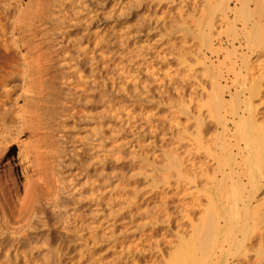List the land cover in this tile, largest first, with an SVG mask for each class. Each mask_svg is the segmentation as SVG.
<instances>
[{
  "label": "rangeland",
  "instance_id": "rangeland-1",
  "mask_svg": "<svg viewBox=\"0 0 264 264\" xmlns=\"http://www.w3.org/2000/svg\"><path fill=\"white\" fill-rule=\"evenodd\" d=\"M40 2L47 10L33 21L36 26L25 38L43 43V51L54 62L47 60L42 87L30 90L18 25L23 14L36 11L37 3L0 0V41L13 45L16 52L15 59L0 63V150L8 147L1 159L14 157V172L26 185L33 171L31 153L38 146L30 127L43 131L38 157L55 176L49 175L55 179L51 198L57 194L61 201L53 208L44 200L48 197H41L39 215L19 227L18 248L8 239L0 264H170L183 244L179 236L189 238L193 233L187 211L196 203L194 223L203 225L216 206L231 204L226 193L238 180L231 176L223 182L222 196L217 194L220 174L213 180L199 174L196 183L188 168L185 177L178 176L173 164L177 153L185 160L190 149L194 154L204 152L197 139V122L203 118L199 112L206 119L216 97H225L234 108H244L252 100L258 121H264V75L258 81V96L243 88L248 60L256 79L264 74L258 69H264V49L254 43L264 40V0L259 8V0L247 4L249 10L261 9L254 19L240 16L238 0ZM254 24L258 34L253 36ZM209 38L219 54L208 46ZM4 52L0 45V55ZM67 61L70 64L63 65ZM27 107L33 112L32 125L24 119ZM226 109L230 112V106ZM176 120L181 127L176 128ZM203 127L204 147L210 144L212 154L226 157L237 152L232 146L241 136L235 125L228 133L215 125ZM180 128L186 133L180 135L181 147L176 139ZM209 165L211 175L216 165ZM262 187L251 194L255 204L263 205L264 216ZM222 224V235L228 234ZM241 226L229 234L242 238ZM249 234L243 249V253L248 249L246 257H229V264H264V226ZM62 246L65 254L57 252Z\"/></svg>",
  "mask_w": 264,
  "mask_h": 264
},
{
  "label": "bare ground",
  "instance_id": "bare-ground-1",
  "mask_svg": "<svg viewBox=\"0 0 264 264\" xmlns=\"http://www.w3.org/2000/svg\"><path fill=\"white\" fill-rule=\"evenodd\" d=\"M33 1L37 3V5H35L36 11H33V12L28 11L27 13L23 14L20 18V22L18 25V29L21 31L22 39H23L22 40V42H23L22 47H23V50L25 52V55L23 56V61L25 63L24 75H26V86L30 90L36 89L39 86L42 87L43 81H44L46 74H47V69L49 67L47 64L49 61L48 59L49 58H50V60L53 59L51 57H48V55L43 51V48H44L42 46L43 43H39V41H38V43L36 41H35L36 43L31 42L25 38V34L27 32L31 33L33 26H36V25H34V23H36V22L33 23V21L35 19L43 18V13L45 12V10H47V8H46L47 6L45 7L44 6L45 4L44 5L41 4L40 0H33ZM218 1L221 3H224L226 1L228 2L229 0H218ZM238 1L242 5V12L240 13V16H242V17L246 16V19H252V18L254 19V17L261 12V9H258V11H252V10H249L246 8L247 4L253 0H238ZM261 3L262 2H260V0H259L257 8H259ZM48 5H49V3H48ZM228 7H226V8L228 9ZM228 10L232 11V9H228ZM228 12L226 11L225 16H227ZM208 25H210V33L208 36L212 39L215 24L212 21ZM254 25H255L254 29L252 28L253 32L252 31L250 32V35L252 33L253 36L258 34L257 29H256V24H254ZM34 29H36V28L34 27ZM210 38L208 39L207 44L211 49H213L212 51H214V53H216V55H217L220 53V51L219 52L215 51V48L213 47V44H212L213 41ZM253 40L254 39H252V41ZM257 42L259 43V47L264 49V40H262L261 42L254 40V43H257ZM0 45L3 46V50L5 49V52L2 55H0V63L6 61L8 59H15L16 58L15 50L13 51L11 49L13 47V45H8L4 41H0ZM6 48H8V49L6 50ZM91 53H93V51ZM91 53H89V54H91ZM86 55H87V57H89L88 53ZM92 55H90V56H92ZM65 58H68V57H65ZM82 58H84V57H82ZM82 60H84V59H82ZM51 61H53V60H51ZM67 64H70V63H68V61L65 64L63 63V65H67ZM259 67H260V68H258L259 71L262 72V70H264V69L261 66H259ZM243 70L245 73V75H244L245 78L243 79L244 90H248L252 97L258 96L260 94L259 90L261 87V85H260L261 83L258 81L260 79L263 80L264 74L262 73L260 75L261 77L259 76L256 79V77L253 73V68L251 67L249 60L246 63H244ZM251 73H252V75H251ZM250 75H251V77H250ZM248 85H250V86L247 88ZM229 106H230V112H228L226 109V107H229ZM223 110L226 111V113H224ZM179 113H181V109L179 110L178 114H176V116L179 117ZM206 115H207V118L204 119L205 115L200 111L199 116H201V117L203 116V118H201L202 119L201 124H200V122H197L198 123L197 126L199 128L197 139L200 140V147H202L204 149V152H202V154H201L200 150L196 147V149L199 150L198 151L199 153L195 152V154H194V153H192L193 149H190L189 152H187V150H186L187 147H186L185 150L187 152L186 153L187 156H186V159L183 160V157H181V154H179L180 152L177 153L179 146L181 147V142L183 141L182 137L180 136V135H182L183 132H182V129L180 128L177 130L178 133H176V134H178V136L176 135L177 136L176 139L178 141L177 143L179 144V146L177 147L178 149L176 148L177 155H175V158H174L175 160H173L174 161L173 164L176 168L178 176L181 178L185 177L184 172H186V170H187V169L185 170V168H188L189 169L188 174L190 173L189 175L192 178L190 180L194 181V183L197 182V178H198L199 174H201V176L203 178H207L208 180L216 179L218 177V174H220L222 176L223 180L219 179V182L217 185V194H219V193L222 194V190H223L222 189V187H223L222 183L223 182H225L229 177L231 178V176H235V177L237 176L236 178L238 180L237 179L234 180V182L237 180V182L235 183L236 185L232 186L231 187L232 189L229 187L230 192L227 191V193H226V195H227L226 199L229 202L231 200V204L230 203L229 204L232 206V208H230L229 207L230 205L227 203H226V205H223L222 208H219V206H216L215 209H213L208 214L206 219L203 218V220L205 219L203 222V225L196 226L194 223L195 217L193 216V214L196 212V205L197 204L194 203L193 207L187 211V214L185 213L188 217L187 220H189L188 222H190L193 233L189 238L184 236V235L179 236L180 240L183 241L182 242L183 244L181 245L180 252L175 256L174 260L170 264H229V262H230L229 257H232V259H236L237 257L239 258L242 255H244V257H246V253L248 252V249L246 250L247 252L245 251L246 253H243V251H244L243 249H244V247H246L245 245H246V240H247L248 236H250L253 233V232H250L251 234H249V231L251 229L253 231H256L258 229H261L262 226H264V216L261 213V207L263 205L262 204L261 205L255 204L253 202V199L255 197H253L254 195L252 196V194H251L252 192H255V191L257 192L259 189H261L262 186L264 187V184H263V181H264V121H262V122L258 121L257 110H256L252 100H249L248 102H246L244 108H242V107L234 108L233 105H231L230 103H228V101H226L225 97H221L220 99L218 97H216L213 106L210 108V110L208 111V113ZM179 118H178V120H179ZM197 118H198V120L200 119V117H197ZM24 119L26 121V125H30L31 123L34 122L33 112L30 111L29 107H27L26 110L24 111ZM176 122H177V120H176ZM180 124L181 123H179V121H178L176 128L181 127ZM204 124L207 126H208V124L209 125H215L217 128L223 129L224 133L231 132V130H230L231 126L235 125L237 128V131L239 132V134L241 136V138L239 139L240 142H238L234 147L232 146V148L236 147L237 152H234V150H232V148H231V150H232L231 153L226 157L224 156L225 154L224 155H221V154H215L214 155V152L212 154L211 147L209 146L210 144L208 145L207 143H205L208 146L205 145L206 147H204L203 140H206V139H204L205 138V131L203 133L202 132L203 130H201V128L203 127ZM209 128H210V126H209ZM30 130L32 131V138L35 141L36 145H38V146L35 149L33 148L35 150V152L31 153V156H32L31 160L33 161V167H32L33 171L31 170L32 175H30L28 177L26 185L22 184L17 173L14 172V170H15V168H14L15 164L13 162L14 157L11 158V156H7L4 161L1 159L2 154L3 153L6 154L5 150H7L8 147L5 146L3 149L1 148V150H0V255L4 252V247L6 245V242H9L10 240L14 241V243L16 244V245L14 244V246H17L16 248L19 247L20 240L17 237V232L20 231L19 227L21 225L25 226V224L30 223V222H28L30 220V218L33 215H37L39 213L38 209L40 208L41 197H48V198L50 197L49 199L46 198L44 200H47L48 203L53 208L58 207V205H60V204H58V201L60 200V198L59 199L57 198L58 197L57 194L55 195L56 198H53V199L51 198V195H52L51 187H54L53 181H55V179L53 180V178L50 179L51 177H49L50 173H51L52 177H55L52 175L53 171L49 172L50 170H52V168L48 169V167H45V166H47L46 164L45 165L43 164L44 165L43 166L41 164V161L39 160L40 156L38 157V155H39L38 152L42 151V149L40 150L39 144L42 143V141H43L42 140V138H43L42 132L43 131L41 132V130L38 127L35 128V126L30 127ZM183 134H186V133H183ZM190 134H192V133L190 132ZM193 136L196 137V135L192 134L191 137H193ZM189 140H190V138H189ZM189 140L187 139V141H189ZM194 140H195V138H194ZM241 142H243V144H241ZM4 145H6V143ZM187 145H189V144H187ZM191 145L192 144H190L189 147ZM222 147H226V146H222ZM222 147H220V148H222ZM226 150H228V149H226ZM223 152L225 153L224 149L222 148V153ZM196 155L199 157L201 155H204L203 156L204 159L201 161L200 160L196 161V159H197ZM5 161L7 162V164L3 165V162H5ZM211 162L214 163V165H216V169L213 172V174L210 175L209 174L210 171H208V170H210L209 164H211ZM185 164H188V165L185 166ZM63 166L64 165H62V167ZM58 168H60V167H58ZM53 170L55 171L54 168H53ZM57 171H58V169H57ZM57 174L58 173L56 172V176H57ZM196 174H197V176H196ZM243 178H245V179H243ZM56 180H57V177H56ZM56 184H58V182ZM240 184H242V186ZM224 188L227 190L228 186H227V188L226 187H224ZM74 189H76V188H74ZM243 191H246L248 196H247V194H243V193H245ZM240 192L241 193L243 192L242 195L240 194ZM58 195H60V194H58ZM218 196H219L218 198L221 197V195H218ZM222 196H223V194H222ZM231 197L233 198V200ZM226 199H225V201H227ZM256 202H258V201H256ZM43 206L45 207V205H43ZM54 210H56V209H54ZM57 211H58V208H57ZM56 212H55V214H56ZM58 212H60V211H58ZM74 213H76V212H74ZM185 214L183 215L184 218H186ZM75 215H76V218L74 216V217H72L73 219L74 218L77 219L78 214H75ZM68 218H71V216ZM68 218H66V219L68 220ZM80 219H81V217H80ZM44 221H45V218H44ZM223 222L225 223L224 226L227 229L226 232L228 231V234L225 233L224 235H222V228H223L222 223ZM69 223H71V221ZM72 223H74V222L72 221ZM240 224H242L241 228H243V230L241 231L242 238H240L239 235H235V234L230 235L229 230L232 232H233V230L236 231V229L232 230L231 228H234V227L237 228L238 226H240ZM64 225H66V223ZM69 225L70 224H68V227L66 225V230L70 229ZM177 227H179V226H177ZM63 228L65 229V226ZM92 228H93V226H92ZM89 229L90 228H88V230ZM89 231H91V230H89ZM237 231H238V229H237ZM92 233L94 234V232H92ZM235 233H237V232H235ZM177 234H179V232ZM220 234L222 235V239L220 238ZM238 234H240V232H238ZM21 237L22 236H20V238ZM89 238H91V237H89ZM8 239H9V241H8ZM12 239H16V240H12ZM94 239H92V243H94L93 242ZM22 242H23V240H22ZM10 246H7L6 248H9ZM63 246H65V245H63ZM21 247H22V245H21ZM62 247H59V249L57 250V252L60 254L62 252L64 253V247L63 248ZM54 250H55V248H54ZM54 250H53V252H56V250L55 251ZM261 254L263 255V253H261ZM2 256H4V255H2ZM5 257H6V255H5ZM0 258H1V256H0ZM237 260H240V259H237ZM238 264H239V262H238Z\"/></svg>",
  "mask_w": 264,
  "mask_h": 264
}]
</instances>
